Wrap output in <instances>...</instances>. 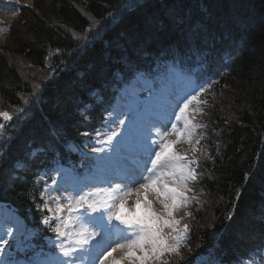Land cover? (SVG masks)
Here are the masks:
<instances>
[{
  "label": "trees",
  "instance_id": "16d2710c",
  "mask_svg": "<svg viewBox=\"0 0 264 264\" xmlns=\"http://www.w3.org/2000/svg\"><path fill=\"white\" fill-rule=\"evenodd\" d=\"M16 21L0 44V202L32 249L55 250L40 197L54 167L85 163L67 144L87 148L122 84L173 60L202 82L187 113L197 179L180 252L154 264H264V0H35Z\"/></svg>",
  "mask_w": 264,
  "mask_h": 264
},
{
  "label": "snow or ice",
  "instance_id": "6c2138e0",
  "mask_svg": "<svg viewBox=\"0 0 264 264\" xmlns=\"http://www.w3.org/2000/svg\"><path fill=\"white\" fill-rule=\"evenodd\" d=\"M196 100L197 95L185 98L178 105V112L173 113L175 122L171 123V129H158L157 138L145 142L143 150L148 155L150 166L146 165L138 175H128L121 182L110 184L107 188H95L86 195L66 196L64 199L67 201V208L56 197L54 213L45 202L43 209L53 215L45 217L43 224L50 226V220L59 221L53 231L58 237L71 241L70 246H64L63 243L58 245L62 257L66 259H58L56 264H76L79 256L74 254L82 251L91 253L93 250L85 249V246L96 241L98 236L110 238L113 228L118 234L114 247L108 245L107 248H102L103 241L96 243V248L101 252L99 264H105L106 261L109 264H122L125 260L129 264H154L165 253H178L188 226L185 224L183 230L180 229V219H177L176 213L187 206L186 193L192 190L189 182L195 181L197 174L190 167L195 160L180 155L175 150V145L182 138L191 143L198 125L187 113L189 106ZM0 116L11 118L8 113H0ZM180 122H183L182 129L178 127ZM173 135L176 139L169 138ZM112 139L109 136L106 142L111 143ZM93 151L100 152L102 149L94 148ZM94 196L102 198L93 199ZM133 196L135 200L129 206L128 199ZM157 203L161 206V211L155 210L154 205ZM141 205L143 209L139 210ZM118 249L123 251V255L116 259L113 253ZM96 258L93 257L92 264H95Z\"/></svg>",
  "mask_w": 264,
  "mask_h": 264
},
{
  "label": "rangeland",
  "instance_id": "374dc122",
  "mask_svg": "<svg viewBox=\"0 0 264 264\" xmlns=\"http://www.w3.org/2000/svg\"><path fill=\"white\" fill-rule=\"evenodd\" d=\"M35 0H0V44L5 43V40L9 36L8 26L10 24H15L19 14L18 7L21 4L32 5ZM10 23V24H9ZM178 67L168 64H162L159 71H157L153 76H138L132 81L130 85L123 86L121 92L119 93L116 101L112 106L111 112L107 114V118L104 125L92 134L90 139V144L96 149H102L100 152H96L91 156V163L88 164L81 176H78L76 169H60L59 178L49 184L44 192L45 202H47L48 207L53 209V213L56 209V204L54 198H60V204L67 208V201L64 197H76L78 195H86L92 192L95 188H107L110 184L121 182L115 176H110L109 172L112 171L113 165L116 163L117 156L122 158H127L128 150H132L130 154L136 153L135 146L138 148L137 141L134 140L136 135L139 141L143 144L145 142H151V139H156L157 130H163L165 127L171 129V125L165 124L166 119L163 116L157 117L160 112H155L161 109L163 101L165 104L171 107L178 108V105L183 103V100L189 97L190 94L196 89L193 85L192 79L185 72L183 73L184 80L181 82L176 81L173 75V71L177 70ZM172 72H169V71ZM175 111H173L174 113ZM178 112V110L176 111ZM170 113L173 117L174 114ZM123 121V123H121ZM175 122V117L171 121ZM179 128H183V122L178 125ZM115 134V135H113ZM112 136L113 139L111 143H107L108 137ZM194 137V136H193ZM193 137L191 143L193 141ZM170 139H176V137L170 136ZM188 143L185 138H182L181 142L175 145V150L180 155H185L189 160H192V146ZM71 148H73L71 146ZM141 159L143 169L148 164V155L146 152L138 154ZM95 159V164L93 166V160ZM191 167V166H190ZM193 168V165H192ZM139 170V171H140ZM94 179H92V178ZM104 177L109 181L104 183L101 178ZM74 186V188L72 187ZM101 196H94L93 199H100ZM154 199V197H150ZM135 197H130L128 199V204L134 202ZM45 204V203H44ZM205 201H198L197 207H204ZM156 211H161V206L157 203L154 205ZM143 209V205L139 210ZM83 211V210H81ZM6 212L4 206L0 205V213ZM49 214V217L53 215ZM5 214V213H4ZM177 219H179L178 215ZM1 218V217H0ZM43 221V219H42ZM52 222L50 220L51 228L53 229L59 221ZM116 222L114 221L113 224ZM3 224V225H2ZM180 225V229H181ZM182 230V229H181ZM11 233V234H9ZM24 234V223L19 217H15L12 220H7L4 223L0 222V264H56L58 259H66L62 257L60 252L61 243L64 246H70L71 241L64 238L58 237L57 234L55 238L50 240L57 245L58 249L56 252L45 251L43 255H38L33 258L32 261L15 260L13 258V250L4 241L14 240L15 246L19 247L22 241V236ZM117 231L113 228L110 238L97 237L96 241H92L89 245L85 246V249H92L89 251L78 252L74 255L79 256L76 260V264H92L93 257H97L95 264H99L100 250L96 248L97 241H103L101 247L107 248L108 245L115 246L114 241L117 240ZM28 237V236H27ZM29 239V238H28ZM180 252V249L178 253ZM178 253H169L170 256H175ZM123 255L122 250H117L113 253L116 259H119ZM105 264H109L106 261ZM122 264H129L128 261H122ZM245 264H254L251 261Z\"/></svg>",
  "mask_w": 264,
  "mask_h": 264
},
{
  "label": "bare ground",
  "instance_id": "6f19581e",
  "mask_svg": "<svg viewBox=\"0 0 264 264\" xmlns=\"http://www.w3.org/2000/svg\"><path fill=\"white\" fill-rule=\"evenodd\" d=\"M23 1V0H21ZM26 1V0H25ZM134 140L138 143V148H135L136 153L130 155L132 150H128V158H122L119 155L117 156V161L112 167V171L109 172L110 176L117 177L118 180H125L128 175H138L140 168H142L141 159L138 157L139 153L144 152L143 143H141L138 137L135 135ZM105 181H108L105 179Z\"/></svg>",
  "mask_w": 264,
  "mask_h": 264
}]
</instances>
